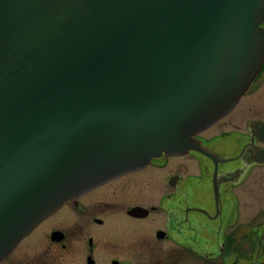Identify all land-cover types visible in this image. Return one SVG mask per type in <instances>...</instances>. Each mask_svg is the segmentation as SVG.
Returning <instances> with one entry per match:
<instances>
[{"label":"water","instance_id":"obj_1","mask_svg":"<svg viewBox=\"0 0 264 264\" xmlns=\"http://www.w3.org/2000/svg\"><path fill=\"white\" fill-rule=\"evenodd\" d=\"M264 0H0V260L65 200L236 104Z\"/></svg>","mask_w":264,"mask_h":264},{"label":"flooded vegetation","instance_id":"obj_2","mask_svg":"<svg viewBox=\"0 0 264 264\" xmlns=\"http://www.w3.org/2000/svg\"><path fill=\"white\" fill-rule=\"evenodd\" d=\"M194 138L65 200L0 264H264V62Z\"/></svg>","mask_w":264,"mask_h":264}]
</instances>
